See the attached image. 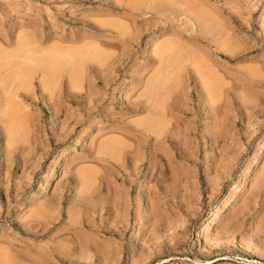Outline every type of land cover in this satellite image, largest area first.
I'll list each match as a JSON object with an SVG mask.
<instances>
[{
    "label": "rangeland",
    "instance_id": "374dc122",
    "mask_svg": "<svg viewBox=\"0 0 264 264\" xmlns=\"http://www.w3.org/2000/svg\"><path fill=\"white\" fill-rule=\"evenodd\" d=\"M0 264H264V0H0Z\"/></svg>",
    "mask_w": 264,
    "mask_h": 264
},
{
    "label": "bare ground",
    "instance_id": "6f19581e",
    "mask_svg": "<svg viewBox=\"0 0 264 264\" xmlns=\"http://www.w3.org/2000/svg\"><path fill=\"white\" fill-rule=\"evenodd\" d=\"M200 14H201V13H200ZM199 19H200V18H199ZM200 20H201V19H200ZM201 25H202V24H201ZM204 25H205V24H204ZM205 26H206V25H205ZM209 26H210V25H209ZM209 32H210V31H209ZM178 50H179V49H178ZM181 52H182V51H181ZM180 54H181V53H180ZM180 54H179V55H180ZM79 56H81V55L79 54ZM186 56H187V55H186ZM183 59H184V58H183ZM180 64H181V63H180ZM175 66H176V65H175ZM158 79H159V78H158ZM211 79H212V78H211ZM163 80H164V79H163ZM164 82H165V80H164ZM157 86H158V85H157ZM152 90H153V89H152ZM154 91H155V90H154ZM149 92H151V91H149ZM157 93H158V92H157ZM153 94H154V93H153ZM158 106H159V105H158ZM160 111H161V109H160ZM156 114H157V113H156ZM153 116L156 117L157 115H153ZM151 118H152V115H151ZM153 119H154V118H153ZM153 119H152V121H153ZM154 120H155V119H154ZM151 123H152V122H151ZM116 143H117V142H116ZM107 145H108V144H107ZM107 145H106V146H107ZM109 145H110V144H109ZM109 145L106 147V149H105V147H104V150H105L104 153H105V152L107 153V151H110V152H108L109 154H107V155L109 156L110 153H111V156H112V152L114 151V149H116V146H115L114 144H111L112 146H111V145L109 146ZM113 145L115 146V148H113V147H114ZM119 146H120V148H121V145H119ZM111 147H112V149H110ZM117 147H118V146H117ZM118 148H119V147H118ZM118 148H117L116 150H118ZM120 148H119V150H120L122 153H123V151L125 152L124 148H121L123 151H122ZM111 151H112V152H111ZM120 151H116V152L119 153ZM114 152H115V151H114ZM118 153H117V154H118ZM122 153H121V154H122ZM130 153H131V152H130ZM113 154H115V153H113ZM117 154H115V155H117ZM115 155H113L112 157H114ZM118 156H121V155H117V156H116V158L119 159ZM113 159H114V158H113ZM118 159H116V160H118Z\"/></svg>",
    "mask_w": 264,
    "mask_h": 264
}]
</instances>
